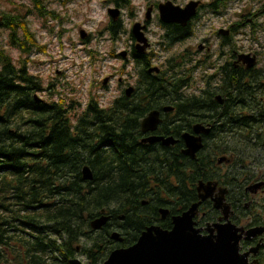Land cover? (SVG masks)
<instances>
[{
    "label": "trees",
    "instance_id": "1",
    "mask_svg": "<svg viewBox=\"0 0 264 264\" xmlns=\"http://www.w3.org/2000/svg\"><path fill=\"white\" fill-rule=\"evenodd\" d=\"M6 74L0 73V264H77L78 256L84 264H103L114 250L134 245L148 227L171 229L160 210L168 209L170 217L188 210L198 201L201 180L217 181L236 196V225L264 220V198L245 207L246 187L264 179L257 172L263 167L257 154H264V118L254 103L235 110L220 147L211 137L210 146L192 159L181 153L182 142L171 148L140 143L143 117L172 103L181 86L169 70L156 77L155 90L143 76L130 104H117L127 101L117 97L103 108L100 96L91 95L83 109L55 84L47 87L31 74ZM43 93L48 98L36 102ZM234 149L223 171L215 154L227 156ZM85 165L92 181L83 179ZM103 210L110 221L94 231L91 223ZM201 210L207 212L202 224L220 216L210 202ZM115 231L122 243L111 239Z\"/></svg>",
    "mask_w": 264,
    "mask_h": 264
},
{
    "label": "flooded vegetation",
    "instance_id": "2",
    "mask_svg": "<svg viewBox=\"0 0 264 264\" xmlns=\"http://www.w3.org/2000/svg\"><path fill=\"white\" fill-rule=\"evenodd\" d=\"M71 27L78 30L75 49L83 46L82 51L90 58L122 63L123 78L116 82L121 89L119 97L127 101L117 102L119 105L130 104L138 97L143 76L149 78L154 90L155 79L164 69L169 70L170 79H181L172 103L150 111L160 112L157 130L144 133L141 124V144L164 147L161 142L151 145L143 140L172 137L178 141L176 144L182 142L181 153L186 156L183 136L194 134L196 124L212 127L211 133L202 134L204 147L210 146L213 139L220 147L237 108L254 103L264 118V0H0V73L31 74L40 79L43 57H51L53 43L65 44L66 30ZM40 30L48 34L46 42L39 36ZM130 65L138 70L135 86L125 78ZM153 67L158 71H149ZM238 76L242 78L240 83L236 82ZM116 98L101 106H111ZM232 151L227 156L215 155L230 159L235 149ZM228 164L217 163L223 171ZM261 181L264 179L258 178L250 185ZM218 187L226 186L218 183ZM245 193L250 198L245 206L248 209L254 200L264 198V188L257 194ZM229 195L228 189L226 202L235 215L236 196ZM206 202L214 209L210 200ZM182 213L171 217L169 213L162 220L169 219L172 228V218ZM206 216L200 207L196 227L205 229L214 223L202 224ZM244 227H264V220L248 222ZM202 232L207 234L206 230ZM258 245V256L252 253L249 262L257 258L261 264L264 235L241 241L242 253Z\"/></svg>",
    "mask_w": 264,
    "mask_h": 264
},
{
    "label": "water",
    "instance_id": "3",
    "mask_svg": "<svg viewBox=\"0 0 264 264\" xmlns=\"http://www.w3.org/2000/svg\"><path fill=\"white\" fill-rule=\"evenodd\" d=\"M85 37V36H84ZM149 71H158L151 68ZM105 79L104 85H107ZM132 88L128 89V93ZM38 103L43 102L35 96ZM168 111V108H165ZM161 123L160 112H150L142 121V131L144 133L155 131ZM211 126L196 124L194 134L183 136L186 151L185 155L196 159L198 153L204 149L202 134H209ZM144 143L151 145L161 142L164 147L175 145L178 141L171 138L152 137L143 140ZM231 159L221 157L218 164L230 163ZM85 181H92L94 176L89 167H85L82 172ZM264 188V181L252 184L246 188V192L257 194ZM198 201L181 215L172 218V228L167 230L159 225L148 227L139 237L138 241L126 248L114 250L103 264H259L256 258L249 262L253 253L257 257L261 246L249 252H241V241L250 240L264 235V227L245 228L238 226L232 221L234 211L229 203L226 202L228 188L218 187V182L199 181L197 185ZM213 203L214 209L221 213L220 218L215 223H209L205 229L196 227L195 218L200 214V207L206 201ZM146 204V202H144ZM162 219H166L169 211L161 209ZM110 221V216L102 211V216L91 223L94 231H99ZM203 230L207 234H203ZM115 242L122 243L123 238L118 231L111 235Z\"/></svg>",
    "mask_w": 264,
    "mask_h": 264
},
{
    "label": "rangeland",
    "instance_id": "4",
    "mask_svg": "<svg viewBox=\"0 0 264 264\" xmlns=\"http://www.w3.org/2000/svg\"><path fill=\"white\" fill-rule=\"evenodd\" d=\"M66 31H68V34L64 36L65 44L58 46L53 43L50 46L51 57L44 56L43 63L40 64L42 69L40 80L42 79L44 85L47 87L53 84L56 87L59 86L57 89L63 92L68 100H77L83 106L89 102L91 95L100 96V102L104 104L119 97L121 89H119L116 81L123 76L122 63L114 61V59L99 60L90 58L85 51H82L84 49L83 46L81 49H75V47H78L76 44L78 37L77 27H71ZM39 36L45 42L49 38L48 34L41 30ZM70 41L75 43H70ZM137 73L138 70L133 65L127 68L125 78L128 79L132 86L136 85ZM105 79H108L107 85H110L109 87L103 84ZM39 97L43 100L48 98L44 93L39 95ZM257 158V161L263 166L257 172H264V154L259 152ZM75 262L84 264V259L78 256Z\"/></svg>",
    "mask_w": 264,
    "mask_h": 264
},
{
    "label": "bare ground",
    "instance_id": "5",
    "mask_svg": "<svg viewBox=\"0 0 264 264\" xmlns=\"http://www.w3.org/2000/svg\"><path fill=\"white\" fill-rule=\"evenodd\" d=\"M6 75H8V74H6ZM11 77H12V75H11ZM85 167H89V166H88V165H85L84 168H85ZM84 168H83V169H84ZM89 168H90V167H89ZM90 169H91V168H90ZM82 172H83V170H82ZM245 203H246V202H245ZM241 206H242V205H241ZM244 213H245V212H244Z\"/></svg>",
    "mask_w": 264,
    "mask_h": 264
}]
</instances>
